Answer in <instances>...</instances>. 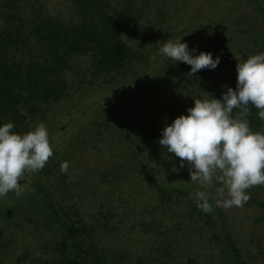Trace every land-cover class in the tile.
<instances>
[{"label": "rangeland", "instance_id": "374dc122", "mask_svg": "<svg viewBox=\"0 0 264 264\" xmlns=\"http://www.w3.org/2000/svg\"><path fill=\"white\" fill-rule=\"evenodd\" d=\"M70 0H47L54 16ZM113 5L117 0H113ZM136 0L123 21V37L149 65L131 79L97 70L89 55H74L64 72L67 94L36 116L53 155L44 168L19 181L23 194L0 197V264H56L59 223L34 182L41 181L77 227L91 229L83 247L87 264H227L216 229L194 206L205 191L216 205L215 180L191 182L188 165L159 143L157 163L143 147L187 115L193 99L236 80V59L264 53V0ZM193 55L219 57L215 69L190 75V66L165 58L157 42L180 39ZM236 58V59H235ZM68 162L67 173L60 171ZM72 178L71 181L69 178ZM162 181L181 192H160ZM243 207L221 209L243 264H264V185L246 190ZM226 198V197H225Z\"/></svg>", "mask_w": 264, "mask_h": 264}, {"label": "trees", "instance_id": "16d2710c", "mask_svg": "<svg viewBox=\"0 0 264 264\" xmlns=\"http://www.w3.org/2000/svg\"><path fill=\"white\" fill-rule=\"evenodd\" d=\"M136 0H70L67 16H54L46 9L47 0H0V126L12 123V131H30L34 118L44 116V109L67 94L64 76L74 55H89L97 70L136 78L149 65L150 52L134 51L123 37V21L129 17ZM251 2L259 7L258 0ZM132 11V10H131ZM235 89L236 80L227 83ZM227 87L213 92L221 98ZM238 109H234L235 114ZM247 117L253 132L264 133V120L249 105ZM143 147L157 163L161 162L158 142L144 137ZM160 192L186 194L187 186L162 181ZM35 191L45 200L59 223V258L56 264H87L83 247L91 229L77 227L38 179ZM194 200V199H193ZM212 212L194 206L213 224L215 239L227 264H243L235 247L226 217L212 200Z\"/></svg>", "mask_w": 264, "mask_h": 264}, {"label": "clouds", "instance_id": "9594fccd", "mask_svg": "<svg viewBox=\"0 0 264 264\" xmlns=\"http://www.w3.org/2000/svg\"><path fill=\"white\" fill-rule=\"evenodd\" d=\"M157 44L165 58L189 65L190 75L215 69L219 64V57L213 59L211 53L193 55L181 38ZM235 70V89L222 86L227 90L220 99H193L187 115H179L166 124L158 141L179 158L181 168L188 165L191 182L208 187L215 180L222 185L216 189V206L225 209L243 207L250 199L246 190L264 185V133L253 132L247 119L251 104L258 118L264 120V53L236 59ZM234 109L239 111L234 114ZM13 128L12 123L0 126V197L9 192L21 196V178L42 170L53 155L43 123L23 134ZM68 168V162H63L60 171L67 173ZM193 198L200 210L212 212L205 191L195 192Z\"/></svg>", "mask_w": 264, "mask_h": 264}]
</instances>
